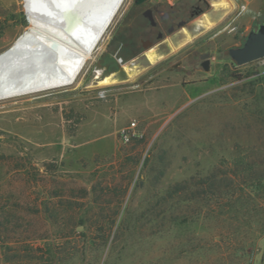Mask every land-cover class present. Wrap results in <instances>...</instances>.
Segmentation results:
<instances>
[{"label": "rangeland", "instance_id": "obj_1", "mask_svg": "<svg viewBox=\"0 0 264 264\" xmlns=\"http://www.w3.org/2000/svg\"><path fill=\"white\" fill-rule=\"evenodd\" d=\"M132 1L79 87L0 102V264H264V57L229 56L264 0H231L227 16L212 0ZM153 5H174L194 37L176 51L181 28L156 40V64L131 28ZM204 13L218 23L207 32ZM31 14L32 0H0V57L34 32ZM101 68L118 82L90 87Z\"/></svg>", "mask_w": 264, "mask_h": 264}, {"label": "bare ground", "instance_id": "obj_2", "mask_svg": "<svg viewBox=\"0 0 264 264\" xmlns=\"http://www.w3.org/2000/svg\"><path fill=\"white\" fill-rule=\"evenodd\" d=\"M127 1L32 0L34 32L22 36L11 50L0 57V101L79 87L84 69L96 57L100 43ZM211 6L214 13H223L224 16L234 10L231 0H212ZM24 8L28 13L26 3ZM41 19L46 24L48 22L47 27ZM217 24L208 13L195 21L196 30L203 32L214 29ZM47 28L50 37L60 42L57 51H53L47 37L38 32L40 29L46 33ZM180 33L182 37L176 44L169 42L173 51L181 50L194 39L187 28H182ZM145 57L151 64L164 58L156 48L147 51ZM141 68L135 63L123 66L129 81L138 76ZM104 72L103 68L96 70L97 81L90 87H94V83L99 87H109L118 82L115 73L105 76Z\"/></svg>", "mask_w": 264, "mask_h": 264}, {"label": "water", "instance_id": "obj_3", "mask_svg": "<svg viewBox=\"0 0 264 264\" xmlns=\"http://www.w3.org/2000/svg\"><path fill=\"white\" fill-rule=\"evenodd\" d=\"M143 1L144 0H137V4H140ZM143 16L145 18H148L150 22L152 23V25L156 24L152 16L151 9L144 11ZM25 18L29 25L30 21H29L28 13L26 10H25ZM41 21H42V24H45V26L47 27L48 22L46 24V22L43 19H41ZM185 24L186 22L181 21L178 24V27L182 28ZM46 30H47L46 33H44V31H41L40 29L38 30V32L45 35L47 37V43H49L50 48L53 51H57V49H59L60 47V42L54 39L53 37H50V35L48 34V28ZM152 46H153L152 43L143 44L144 49H150ZM229 56L231 57L233 61L237 63V65H244L252 61L263 58L264 57V23L261 24L257 30H251L248 33L247 39L242 47L230 48ZM200 59L202 60L201 67L203 68V70L205 72H209L210 63H211L210 55L208 53L202 54L200 55Z\"/></svg>", "mask_w": 264, "mask_h": 264}, {"label": "flooded vegetation", "instance_id": "obj_4", "mask_svg": "<svg viewBox=\"0 0 264 264\" xmlns=\"http://www.w3.org/2000/svg\"><path fill=\"white\" fill-rule=\"evenodd\" d=\"M147 1L148 0H144L142 3L137 4V0H133L131 6L133 8H139V7H142ZM148 9L152 10V16L156 22L155 25H152L150 20L143 16V12ZM197 9H200V7L197 6V7H194V9H191L189 15L191 16L195 15V13L197 12ZM180 22H181L180 16L178 12L175 10L174 5L169 6L168 10H166L165 7H163L162 5H153V6H148L147 8L143 9L141 13V21L138 18L135 19L131 24V28L139 29L141 31L140 38H139V44L143 48V44L152 43V45L154 46L156 43V40L162 41L165 39L166 36L175 34L177 29H180L178 27V24ZM166 41L167 40H165V42ZM152 48H155V47H152ZM152 48L150 49L143 48V51H146L143 55L146 56L147 51L151 50Z\"/></svg>", "mask_w": 264, "mask_h": 264}, {"label": "built area", "instance_id": "obj_5", "mask_svg": "<svg viewBox=\"0 0 264 264\" xmlns=\"http://www.w3.org/2000/svg\"><path fill=\"white\" fill-rule=\"evenodd\" d=\"M135 126L136 124L133 123L130 127L121 130V139L124 143L130 142L133 137L137 136V133L134 131Z\"/></svg>", "mask_w": 264, "mask_h": 264}, {"label": "trees", "instance_id": "obj_6", "mask_svg": "<svg viewBox=\"0 0 264 264\" xmlns=\"http://www.w3.org/2000/svg\"><path fill=\"white\" fill-rule=\"evenodd\" d=\"M193 16H196V13H195V15H193ZM193 16L189 15V17H188V18H190V17L192 18ZM123 36H124V35L122 34V35H120V37H119V38H121V39H122V38H123ZM127 37H128V36H127ZM119 46H121V47L123 46V41H122V42H121V41H118V42H117V44L115 45V48H118ZM115 50H116V49H114L113 51H115Z\"/></svg>", "mask_w": 264, "mask_h": 264}]
</instances>
